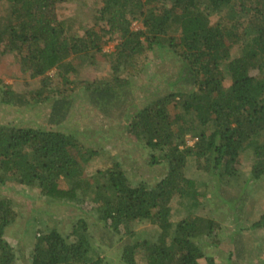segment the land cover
<instances>
[{
    "label": "trees",
    "instance_id": "obj_1",
    "mask_svg": "<svg viewBox=\"0 0 264 264\" xmlns=\"http://www.w3.org/2000/svg\"><path fill=\"white\" fill-rule=\"evenodd\" d=\"M75 1L0 0L6 20L0 27V53L13 52L23 72L42 83L17 90L2 82L0 101L25 111L53 100L47 127L0 124V182L37 189L50 202L80 209L92 204L101 239L123 235L121 261L114 264H218L205 242L220 234V223L199 212L208 188L233 213L234 241L242 232L238 227L251 194L248 186L264 177V0H102L93 8L103 27H90L83 35L84 24L57 14L60 4ZM135 22L142 27L134 29ZM109 42L116 43L105 53L112 79L86 87L89 102L109 116L113 107L125 105L119 92L131 83L130 74L144 71L136 62L146 51L169 46L179 61L168 91L146 97L142 107L131 103L121 114L127 132L149 149V166L167 168L137 184L119 164L86 176L85 165L98 149L59 128L71 101L52 96L59 89L51 87V70L71 82L69 76L78 70L73 56L102 51ZM123 71L128 77L120 76ZM132 106L139 109L131 111ZM247 154L253 163L245 177ZM175 200H180L177 205ZM12 204L0 200V264L17 259L5 238L16 219ZM178 206L189 213L175 220ZM141 221L156 226L151 238H136L133 227ZM72 225L71 231L41 229L27 264H105L96 253L89 218L78 216ZM253 227L264 228V213ZM243 250L230 248L237 257H243Z\"/></svg>",
    "mask_w": 264,
    "mask_h": 264
},
{
    "label": "rangeland",
    "instance_id": "obj_2",
    "mask_svg": "<svg viewBox=\"0 0 264 264\" xmlns=\"http://www.w3.org/2000/svg\"><path fill=\"white\" fill-rule=\"evenodd\" d=\"M101 5L102 0H77L62 3L57 7V14L60 19L75 17L78 23L84 24L86 28L80 30V34L83 35L90 27L97 31L103 27L102 22H97L98 13L93 8ZM4 8L5 5L0 3V27L6 21ZM217 18L216 14L212 16L213 20ZM133 27L138 29L142 27V24L135 22ZM106 34L108 33L104 32V35ZM115 44V42L105 43L102 51L90 50L78 56L74 55V64L77 65L78 70L69 76L71 82H66L56 75V69L51 70L49 73L54 79L51 87L59 89V94L55 93L52 96L58 99L67 97L71 101V112L59 128L75 134L84 144L98 149V153L85 165L86 176L94 177L100 170L119 164L127 171L130 180L137 184L144 178L159 177L166 172L167 168L163 164L154 169L149 166V149L142 141L127 132V124L124 123V117L122 118L121 114L130 110L131 103L142 107L141 101L146 97L157 92L162 95L168 91L170 83L175 80L179 72V61L176 54L169 51V46L163 51H146L139 59L141 62H136V65L142 66L144 71L139 75L130 74L131 83L119 92L121 99L119 102L126 101L125 105L113 107L111 116H109L89 102L86 87L88 82H104L112 79V67L105 53L113 51ZM252 72L256 73V71ZM127 74L123 71L120 76L128 77ZM2 82L14 85L17 90L42 87L38 79H32L23 72L13 52L0 53V86ZM231 83L232 80L228 76L225 84L230 87ZM52 103L53 100L50 99L47 104L40 103L33 109L18 111L0 101V124L22 126L43 124L47 127ZM137 108L132 106L131 111ZM189 143L194 144V140H190ZM244 160L242 172L246 177L251 169L253 156L247 154ZM189 173L190 175L195 174L194 171ZM248 189L251 194L244 203L238 227L242 228V232L240 236H235L234 241H231V235L237 227L233 213L227 205L223 207L218 199L212 198L211 186L208 188L209 194L204 199L207 201L206 206L199 210L201 214L214 217L220 223V234L213 240L208 239V242H205V244L208 243L205 250L215 257L218 264H264V228L253 227L255 221L264 213V177L256 182H250ZM1 199L13 201L12 206L16 219L6 229L5 238L14 248L17 256L15 264L30 262L31 251L41 229L49 230L51 227H60L62 230L71 231L72 222L78 216L89 218L91 229L96 235L94 237L96 253L105 257V264L121 261L120 238L123 235L109 236L106 234L104 240L101 239V234L97 233L99 230L93 225L96 220V209L92 204L87 209H80L77 205L65 201L50 202L41 195L39 190L13 182H8L6 185L0 182ZM179 201L175 200L174 205H177ZM188 213L187 209L178 206V211H174L173 217L178 220ZM133 230L136 231V238L144 240L151 238L156 231V226L148 221H141L134 224ZM126 237L124 235L123 238ZM237 246L244 247L243 257H237L230 251V248L234 249ZM230 255L231 258L228 260ZM144 263L142 260L138 261V264Z\"/></svg>",
    "mask_w": 264,
    "mask_h": 264
}]
</instances>
